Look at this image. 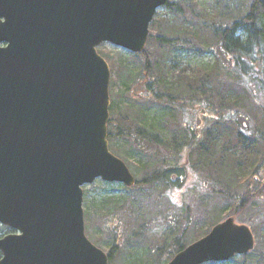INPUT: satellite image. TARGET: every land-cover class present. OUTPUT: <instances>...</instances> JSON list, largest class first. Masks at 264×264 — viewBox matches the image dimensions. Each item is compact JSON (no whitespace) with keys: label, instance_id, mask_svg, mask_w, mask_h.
I'll use <instances>...</instances> for the list:
<instances>
[{"label":"water","instance_id":"water-1","mask_svg":"<svg viewBox=\"0 0 264 264\" xmlns=\"http://www.w3.org/2000/svg\"><path fill=\"white\" fill-rule=\"evenodd\" d=\"M168 0H0V264H109L86 234L84 188L136 178L109 145L110 42L146 49ZM230 216L166 264L227 261L255 248Z\"/></svg>","mask_w":264,"mask_h":264},{"label":"trees","instance_id":"trees-1","mask_svg":"<svg viewBox=\"0 0 264 264\" xmlns=\"http://www.w3.org/2000/svg\"><path fill=\"white\" fill-rule=\"evenodd\" d=\"M193 4V0H168L164 8L172 16L163 18L161 11H158L150 25L146 50L143 53L131 52L132 56L143 57L142 64L136 66L140 67V72L126 78L120 73L124 89L132 98H148L163 104L166 110L163 123L157 117L150 120L147 107L138 106L135 113L133 103H128L125 110L119 108L116 117L111 101L108 124L110 147L115 151L111 144L113 138L125 139L144 156L155 149L164 153L163 147H166L173 148L187 161L197 152L200 158L192 165V169L200 173H196L197 178L200 177L205 189L212 193L221 192L225 198L228 196L233 200L232 213L238 215L244 209L251 208L257 198H264V120L262 126L256 124L245 109V103L252 100L264 116V0H212L211 5L202 12L197 11ZM152 42L163 50L162 60L154 61L150 50ZM184 52L200 56L209 52L214 60L198 65L193 73L185 69L180 71L177 70V59H182ZM132 56L124 57L121 54L118 59L112 58V71L117 65L128 69L124 62ZM219 77L224 78L219 80ZM178 112L182 115L185 128L179 141L174 135L169 137L171 143L165 144L163 131H167L169 124H176ZM164 155L162 164L151 170L149 161L139 162L147 173L142 181H137L132 187L123 185V189L140 187L144 190L163 186L165 192L160 195L164 196L170 188L182 186L188 178L189 164H185L186 161L180 163V156L174 163L168 161V153ZM213 168L221 170L216 176L226 177V188L233 193L219 188L221 182L209 173ZM243 180H247L245 191H235ZM136 203V198L127 193L120 197H108L100 206L103 212L107 207L114 208L112 212L108 209L105 215V221L114 234L108 251L109 264H117L120 258V264H165L192 241L188 233L195 217L192 208L187 207L186 214L178 222L171 223L173 226L169 223L167 227V222H162L163 213L156 217L159 221L157 225L151 219L141 223L136 234L141 235V231L154 234L157 242L148 244L139 255L125 246L127 250L122 254L121 240H124V234L117 232L113 217L125 221V205L133 207ZM230 205L226 203L218 211L224 213L230 209ZM212 221L194 239L205 235L216 223ZM245 221L257 234L255 221ZM162 225L170 231L165 233L164 238L158 236ZM9 231V227L0 224V236ZM161 240L163 245H158ZM259 251L255 247L250 253L240 255L242 260L240 256H235L229 261L204 264H264V250ZM235 258L240 262H235Z\"/></svg>","mask_w":264,"mask_h":264},{"label":"rangeland","instance_id":"rangeland-1","mask_svg":"<svg viewBox=\"0 0 264 264\" xmlns=\"http://www.w3.org/2000/svg\"><path fill=\"white\" fill-rule=\"evenodd\" d=\"M193 3L196 10L202 12L204 9L208 8L211 5L212 0H193ZM158 11H161V16H163V18H169L172 16L169 11L164 8V6L160 7L157 12ZM152 30L154 34H157V31L155 29ZM150 50L153 54L154 61H156L155 59H163V50L160 49L159 46L155 45L153 42L150 45ZM98 51L108 60L111 68H113L111 63L112 58L118 59V55L121 54L124 57H129L133 55L130 51L116 46L110 42L102 43L98 47ZM178 54L179 53H177L176 55ZM213 60L214 56L209 52L201 56L195 55L194 53L188 54L187 52H184L183 58L177 59V61L179 62V68L177 70L181 71L185 69L186 72L193 73L195 72V68L198 65L207 62H212ZM141 61H143V57L141 55L132 56L127 62H124L128 66V69L121 68L119 67V65H117L115 71H112L110 92L112 94L111 101L114 108L113 113L117 117L118 113L120 112V109L125 110L128 106V103H133L135 113L138 112L135 109L138 108V106L143 108L147 107V113L149 115L150 120L153 121L157 117L159 121H162V117L166 114V110L162 107L163 104H160L148 98H140L139 100L132 98L128 90L124 89V84L120 79L121 72L124 74L125 78L129 77L130 75L134 77L137 72H140V67L137 68L136 66L141 65ZM168 64H170V61H168ZM223 78L224 77H219V80ZM130 82L132 81L130 80ZM245 109L248 115L251 117V120H254L256 124L262 126L264 116L252 100H248L245 103ZM176 120V124H169L167 127V131H163V136L166 138L165 144L171 143L169 137H172L174 135H176V137L178 138L177 141H179V137L185 128L182 121V115L179 112L177 113ZM193 127L196 126L193 125ZM111 142L116 152L112 149L111 151L119 157L123 156L126 158V162L133 174L136 176L137 181H142L145 174L147 173V169L142 168L139 165V162L149 161L152 164V167L150 168L151 170L157 165L162 164L163 159L166 156L164 154L166 153L169 154L168 161L174 163L176 162V160H178L180 156V153H176V150H173V148L170 149L163 147L164 153H160L155 149V151L147 152L145 157L143 154H141L139 150H136L134 147L131 146V142L129 143L125 139L113 138ZM119 154H121V156ZM199 158L200 157L197 152L193 153V157L191 160L189 159V161L185 160L184 157L180 156V163L186 161L185 164H189L190 166H188V178L182 186H175L173 188H170V190H168L166 192V195L164 196L160 195L165 192L163 186H158L156 187V189L155 187H147L143 190L140 187H133L125 188L124 190L122 184H107L101 181V179L99 178L96 179L93 183L85 185L83 207L84 211L88 212V214L85 213L86 234L88 238L92 240L97 246L102 248L104 251H109V246H111L114 241V234L111 231L109 223L105 221V215L108 214V209L110 212H112L114 208L107 207L106 211L103 212L100 211V206L103 201L108 197H120L121 194L127 193L135 197L137 203L133 205V207L125 205V221L113 217L114 222L117 226V232L120 235L124 234V240H121V242H123L121 248L122 254H125L127 250L125 246L134 249L135 255H137L136 252L139 255L146 249L145 247L148 244H151L152 242H157V237L154 234H145L141 231V235H137L136 232L139 231V228L142 225L141 223H144L148 219H151L154 225L159 224V221L156 219V217H159L160 213H163L161 217L162 222H167L168 227L169 223L171 226H173L171 224L173 221L178 222V219H181V217L186 214L185 209L187 207H191L192 214H194L195 217V222L191 225L190 231L188 233L190 241L196 240L194 239L195 235L199 232L201 233L202 229L205 230L206 225L208 226L209 222H213L212 220L218 222L224 220L230 215H234L232 213L234 211L233 200H231L228 196L227 198H225L224 194L221 192L212 193L210 192L211 190L205 189L204 184H202V182L200 181V177L197 178L196 173L198 172L192 169V165L195 164L198 161L197 159ZM220 171L221 170L219 168H213L210 170L209 173L210 175L214 174V177L217 178V181L221 182L219 188H222L227 191L229 190V188H226V177L218 178V176H216V173ZM247 180L249 181V178ZM247 180L240 181L241 183L240 185H238L235 191H245ZM229 191L232 192L231 190ZM256 201L257 202L251 208H248V210L244 209L241 213L234 216L236 218V221L239 223H247L245 221L247 219H252L255 221L254 225H256V227L258 228L256 234V247L260 250V253L261 250H264V213H260L261 211L264 212V198H257ZM226 203L232 204L229 206L230 209L224 213L218 211L221 207L226 205ZM257 210L259 211L255 213ZM161 228L163 229L160 230L161 233H158V236L164 238L165 233H170V231H167L166 229L168 228H165L163 225ZM159 244L163 245V240H161L158 245ZM239 259L242 260V256H240ZM121 260L122 258L117 261V264H120ZM240 260H236V258L234 259L235 262H240Z\"/></svg>","mask_w":264,"mask_h":264}]
</instances>
